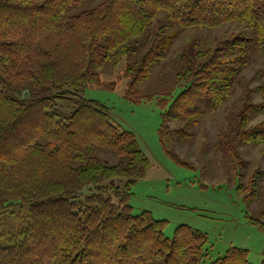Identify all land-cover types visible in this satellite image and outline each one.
<instances>
[{
	"label": "trees",
	"instance_id": "trees-1",
	"mask_svg": "<svg viewBox=\"0 0 264 264\" xmlns=\"http://www.w3.org/2000/svg\"><path fill=\"white\" fill-rule=\"evenodd\" d=\"M82 2L0 0V218L17 202L30 220L21 241L0 245V264H198L207 256L203 234L179 226L169 240L165 222L146 212L132 215L130 187L149 162L134 136L108 121L104 106L81 95L103 85L98 70L125 59L126 75L129 66L141 69L133 85L147 80L177 38L173 25L247 23L251 36L215 53L184 50L185 89L162 120L214 114L243 66L231 55L255 52L264 75V0H108L66 16ZM161 12L171 24L158 26L152 48L139 59L134 55L144 46L135 41ZM17 88L34 89L35 96L19 99L11 94ZM60 104L71 106V114H59ZM241 138L261 144L264 125ZM95 149L115 154L118 163L100 161ZM212 264H248L247 252L231 248Z\"/></svg>",
	"mask_w": 264,
	"mask_h": 264
},
{
	"label": "rangeland",
	"instance_id": "rangeland-1",
	"mask_svg": "<svg viewBox=\"0 0 264 264\" xmlns=\"http://www.w3.org/2000/svg\"><path fill=\"white\" fill-rule=\"evenodd\" d=\"M107 1L83 0L66 16L92 11ZM166 23L171 24L168 15H156L144 36L135 41L144 47L134 56L141 54L140 59L148 54L158 26ZM172 31L177 38L166 58L152 68L148 79L139 86L133 82L141 69L129 66L126 75L129 59H125L98 70L103 85L85 89L81 98L104 106L108 121L119 132L132 134L149 162L143 179L130 187L128 206L132 215L146 212L154 220L165 222L163 234L169 240L179 226L203 234L207 256L198 264H212L231 248L246 251L248 264H262L264 142L253 145L241 138L264 125L262 58L253 51L231 55L230 60L238 59L243 66L227 99L214 114L198 119L162 120L168 106L185 89L184 50L192 47L201 54H212L228 41L251 36L253 28L234 22L212 29L173 25ZM34 93L28 88L11 92L22 100L32 99ZM256 106L262 111L245 114L246 108ZM71 109L68 104H60L59 114H71ZM94 153L100 161L118 163L111 152L95 149ZM116 183L125 185L123 180ZM12 204L11 212L0 218L2 246L21 241L30 223L29 210L17 202Z\"/></svg>",
	"mask_w": 264,
	"mask_h": 264
}]
</instances>
